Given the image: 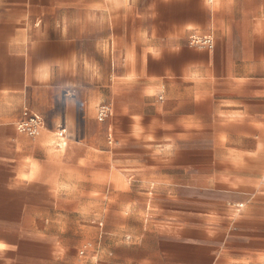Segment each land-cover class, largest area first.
<instances>
[{
  "label": "crops",
  "instance_id": "1",
  "mask_svg": "<svg viewBox=\"0 0 264 264\" xmlns=\"http://www.w3.org/2000/svg\"><path fill=\"white\" fill-rule=\"evenodd\" d=\"M123 1L92 0L91 7V0H0V264H69L64 252L51 244L60 242L63 235L21 230L23 211L29 209L38 215L58 209L62 203L73 204L77 211L94 204L105 205L101 197L106 193L105 183L100 185L98 180L97 196L91 198L93 186L88 185L95 178L105 177V154L94 153L81 140H69L67 144L64 137H60L58 147L65 150L53 151L43 145L52 142L51 133L45 129L35 138H29L13 126L24 107L29 80L47 83L55 74L50 68L51 62L32 55L28 35L47 29L62 35L88 33L92 13L102 29L107 18L112 24L115 44L121 49L122 78L167 81L187 79L199 73L210 78L221 73L218 63L223 58L222 50L231 48V26L238 18L241 27L236 28L235 39L246 52L233 63L240 69L231 77L264 85V0H161L167 2L168 15L176 6L181 17L176 27L167 26L161 31L156 25L128 28L131 15L121 8ZM48 20H53L54 25ZM122 27L126 40L119 42L116 31ZM189 31L210 33L214 48L179 45L174 52H164L162 42L182 43ZM140 47L145 51V67L138 58ZM165 55L173 59V65L161 63ZM177 94L169 96L175 98V105L169 108L174 125L166 124L161 129L179 130L190 115L185 107H199L202 103V97L194 93ZM233 111L239 113L233 115L238 118L237 122L261 123L245 105ZM132 117L134 114L130 115L129 124L119 131L122 152L115 158L116 166L124 174L147 178L156 173L160 178H167L166 169L180 171L190 163L200 167L204 163L211 166L216 177L213 188L235 192L241 205L233 208L224 201H185L174 196V183L162 181L153 191L144 180L145 185L135 193L149 217L130 215L138 226L132 237L123 239L112 233L99 236L97 252L104 263L264 264V151L225 161H202L179 154L141 156L134 151L126 152L123 147L138 139L158 142L163 136L152 134ZM164 138L170 135L164 133ZM36 151H43L44 156H34ZM222 170L244 177L235 174L231 179H222ZM63 178L76 179L75 189H63ZM169 184L173 187L169 188ZM159 195H165L170 205L162 207L156 199ZM117 203L122 208V200ZM77 263L89 264L85 259Z\"/></svg>",
  "mask_w": 264,
  "mask_h": 264
},
{
  "label": "rangeland",
  "instance_id": "2",
  "mask_svg": "<svg viewBox=\"0 0 264 264\" xmlns=\"http://www.w3.org/2000/svg\"><path fill=\"white\" fill-rule=\"evenodd\" d=\"M93 2L91 0V7ZM120 6L130 12L128 28L133 25H156L161 31L167 26L176 27L181 20L176 6L168 15L167 2L161 0H124ZM48 21L54 25L53 20ZM111 26L107 18L105 28L102 29L101 23L99 24L91 13L88 33L62 35L54 29H47L46 32L28 35L32 55L51 62L50 68H53L55 74L47 83L29 80L24 107L13 126L18 131L21 121L38 114L42 119L39 133L43 129L51 133L52 142H49L48 146L43 143L47 148L59 152L65 150L64 147L57 146L58 133L65 129L64 140L67 144L69 140H81L91 146L94 153H103L106 156L105 177L95 178L93 182L88 183L93 186L89 193L90 198L97 196L98 180L100 185L105 183L106 193L101 195L105 199V205L94 204L90 208L85 207L77 211L73 204L62 203L58 209L45 210L38 215L28 209L23 211L20 217V228L25 232L36 230L43 234L63 235L60 242L51 244L64 252V258L69 264H81L77 261L82 259L87 260L89 264H106L97 252L99 236L108 233L119 235L123 239L133 236L138 226L130 215L149 217L147 211H143L141 198L135 193V190L142 189L141 185H145L144 180L153 191L162 181L174 183V196L185 201H224L230 203L233 208L239 207L240 199L235 192L213 188L216 177H213L211 166L204 163L202 167L197 163H190L180 171L166 169L167 178H160L156 173L147 178L124 174L116 166L115 158L122 152L119 131L129 124L130 115L134 114L132 118L138 120L140 126L149 128L152 134L163 137L158 142L140 139L133 141L131 145L128 142L127 146L123 147L126 152L134 151L141 156L158 157L179 154L202 161H225L264 151V85L231 77L236 73L234 71L239 72L240 69L233 63L239 61L246 52L239 48L240 45L235 39L236 28L241 27L238 18H235L231 26V48L222 50L223 58L218 63L221 72L219 76L206 78L209 76H201L199 73L187 79L174 78L167 81L122 78L124 66L121 49L115 44V32ZM204 35L211 37V46L193 42L194 37L202 39ZM116 36L119 42L125 41V28L116 31ZM162 44L164 52L171 53L178 50L179 45L211 50L215 41L210 33L189 31L182 43ZM137 53L140 64L145 67L144 49L138 48ZM165 56L161 63L165 66L173 65V59ZM178 92L199 95L202 97V103L199 107H185L190 115L184 124L180 125L179 130L161 129L160 127L166 124L174 125L175 119L173 114L169 113V108L175 105V98L169 96H176ZM212 97L216 102L213 103ZM243 105L247 106L249 112L261 123L237 122L238 118H233V115L239 113L233 110ZM101 109L106 111L103 119L99 117ZM20 132L29 138L39 135ZM164 133L170 135V138H164ZM34 156L40 158L44 153L36 151ZM220 173L222 179L226 180L235 174L244 177L231 170H222ZM75 180L63 178L62 188L75 189ZM168 186L173 187L170 184ZM128 188L133 190L129 191ZM165 197L159 195L156 198L162 207L170 205V201ZM119 199L123 202L122 208L117 203ZM149 213L157 214L155 211Z\"/></svg>",
  "mask_w": 264,
  "mask_h": 264
},
{
  "label": "built area",
  "instance_id": "3",
  "mask_svg": "<svg viewBox=\"0 0 264 264\" xmlns=\"http://www.w3.org/2000/svg\"><path fill=\"white\" fill-rule=\"evenodd\" d=\"M193 42L202 43L203 45L211 46L212 39H211V37L209 35H204L202 37V39L198 38L196 36V37L193 38ZM105 116H106V111L104 109H101L99 111L100 119H103ZM41 128H42V119H41V117L38 114L31 115L27 119L21 121L19 123V125H18L19 131H26V132L30 133L31 135L39 134ZM59 133H58L59 142H61L60 137L66 138L65 129L61 130ZM57 146H60V144L57 143ZM238 205L240 206L241 204H238Z\"/></svg>",
  "mask_w": 264,
  "mask_h": 264
}]
</instances>
